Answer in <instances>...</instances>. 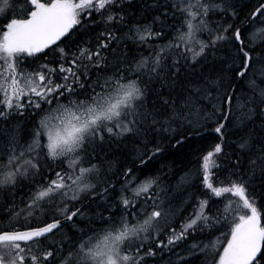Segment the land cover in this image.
<instances>
[{
  "label": "snow or ice",
  "instance_id": "obj_1",
  "mask_svg": "<svg viewBox=\"0 0 264 264\" xmlns=\"http://www.w3.org/2000/svg\"><path fill=\"white\" fill-rule=\"evenodd\" d=\"M239 7L0 0V264H264V0Z\"/></svg>",
  "mask_w": 264,
  "mask_h": 264
},
{
  "label": "trees",
  "instance_id": "obj_2",
  "mask_svg": "<svg viewBox=\"0 0 264 264\" xmlns=\"http://www.w3.org/2000/svg\"><path fill=\"white\" fill-rule=\"evenodd\" d=\"M260 0H239V13H240V19H244L248 13L255 8L259 4ZM213 21L220 22V16L214 15L212 17ZM251 26L247 24V22L242 25V28H250ZM216 65L213 66H206L203 71L208 72L211 70H214ZM166 92V90H163ZM13 123H15L13 121ZM6 127V126H2ZM195 131V130H190ZM214 133H211L210 131H205L204 129H200V135H190L188 142L183 146V148H173L171 145L166 143V151L162 158L153 161L152 167L154 168H160L163 166V171L165 173L169 174V179H171L172 174H175L177 178L179 175L182 174L181 169H187L195 155H199L200 153L197 152V149H200L202 151H207L210 149L211 145L215 143L214 140ZM233 139H235L233 137ZM174 143V141H173ZM126 151H128L126 149ZM130 156H135V152H131ZM175 183V180L172 181ZM7 223L6 219L0 220V225ZM192 259L193 264H201V259ZM169 262L165 261V264H168ZM182 264V262H181Z\"/></svg>",
  "mask_w": 264,
  "mask_h": 264
},
{
  "label": "rangeland",
  "instance_id": "obj_3",
  "mask_svg": "<svg viewBox=\"0 0 264 264\" xmlns=\"http://www.w3.org/2000/svg\"><path fill=\"white\" fill-rule=\"evenodd\" d=\"M259 26V25H257ZM253 30L252 27L249 28V31ZM195 241L192 239H189L188 243H194ZM180 249H176V252H180ZM184 255H186V253H184ZM190 258V257H189ZM166 262L171 261L172 264H177V257L176 255H173V253L168 252L167 250L159 253L155 258H153V261L150 262V264H165ZM169 264V263H168Z\"/></svg>",
  "mask_w": 264,
  "mask_h": 264
}]
</instances>
